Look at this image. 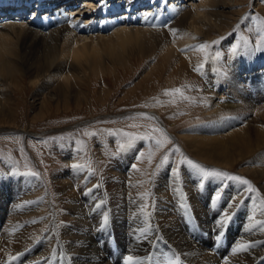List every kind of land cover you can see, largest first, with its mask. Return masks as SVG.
<instances>
[{"label": "bare ground", "instance_id": "6f19581e", "mask_svg": "<svg viewBox=\"0 0 264 264\" xmlns=\"http://www.w3.org/2000/svg\"><path fill=\"white\" fill-rule=\"evenodd\" d=\"M236 2L0 0V130L16 126L13 91L25 94V84L36 120L81 107L93 79L116 81L120 68L134 72L145 61V82L160 68L169 90L181 89L168 98L203 101L201 121L177 130L176 141L204 165L228 174L238 167L257 190L241 196V182L173 162L181 170L163 166L149 188L153 208H144V172L133 166L144 142L106 163L102 189L89 191L98 178L82 169L58 172L54 212L25 204L35 179L2 178L0 264H264V48L235 58ZM204 43L206 51L195 47Z\"/></svg>", "mask_w": 264, "mask_h": 264}, {"label": "rangeland", "instance_id": "374dc122", "mask_svg": "<svg viewBox=\"0 0 264 264\" xmlns=\"http://www.w3.org/2000/svg\"><path fill=\"white\" fill-rule=\"evenodd\" d=\"M236 1L232 3L235 10L230 12L237 13L233 18L238 19V22L231 29L229 36L235 37L237 49L235 58H241L244 50L257 49L258 45L259 49L264 48V2ZM34 11L33 9L30 14ZM43 11L42 15L46 10ZM225 38L219 40V45L226 40ZM146 65L145 61L142 62L135 67L134 72L122 73L124 70L120 68L121 73L116 76V81L112 76L107 75L99 81L93 79L94 84L87 87L90 90V100L81 107L70 105V109L54 110L50 116L36 120L32 119V108L29 106L32 87L28 84L23 85L25 94L22 95L19 91H13L17 99L19 115L14 128L0 130V180L12 176L22 184L21 180L35 179L39 186L35 184L33 192L36 193L32 198L26 199L25 204L33 203L35 205L32 208H49L51 211L50 208H58L60 195L55 183L57 173L62 169L67 167L82 169L86 171L85 179L98 178L90 191L98 190L99 186L102 189L106 163L122 154L125 147L130 146L129 144L140 146L144 142L146 145L139 150L133 166L136 167L135 171L138 167L144 172L141 178V181H144L143 184L141 183L142 186L144 185V188L142 187L144 191L142 188L140 190L146 196L147 204L144 208H153L149 204L151 202L149 188L153 183L157 184L164 165L170 163L171 171L172 169L180 171L179 167L173 168V162L181 166L187 164V160H192L209 173L220 170L210 164L204 165L197 161L188 150L184 149L181 141L175 139L177 130L189 129L201 121L204 115L201 109L203 101L197 100L192 96L193 93L190 96L184 95L186 99L184 96L183 99L178 98V100L168 98L166 95L173 94L174 91L169 90L171 87L166 80L168 79L166 71L159 68L151 81L145 82L142 71ZM197 75L199 80L206 83L202 74ZM147 87L151 88L150 92L146 91ZM101 89L104 90L102 94H100ZM200 90L199 87L196 92ZM169 102L176 103L175 106L178 108L175 106L174 108L173 105L165 106ZM171 110L173 112H169ZM22 130L28 132V135L22 133ZM124 132L133 133L135 138L129 139L122 135ZM146 136H154L164 143L157 147L155 140L145 139ZM177 148L179 151H176ZM64 150L70 153L71 157L68 161L65 160ZM165 156L168 157L167 162H164ZM77 165L79 167H76ZM31 173L36 175L33 176ZM229 174L247 179L246 174L244 175L238 167ZM29 185L31 186V183L27 184L28 188ZM33 186L32 184L31 187ZM101 203L100 206H103L104 202ZM138 207L142 208V205Z\"/></svg>", "mask_w": 264, "mask_h": 264}, {"label": "snow or ice", "instance_id": "6c2138e0", "mask_svg": "<svg viewBox=\"0 0 264 264\" xmlns=\"http://www.w3.org/2000/svg\"><path fill=\"white\" fill-rule=\"evenodd\" d=\"M164 2H165V0H162V3H164ZM262 2H264V0H262ZM166 26H167V25H165V27H166ZM195 47L198 48L200 51H206V50L208 49L209 45H208L207 43H204V44H200V45L195 46ZM259 47H260V46L258 45V46H257V49H252V51L259 50ZM232 51H233V52H236L237 49H236V48H233ZM200 67H203V65H201ZM197 71H199V68L197 69ZM173 91L176 92V93H180V92H181V89L177 88V89H175V90H173ZM186 98H187V97H185V99H186ZM156 131H159V130H156ZM93 135H95V134L93 133ZM122 135H124V136H126V137H129V139H133V138H135L133 133L124 132V133H122ZM144 138H145V139H154V140H155V146H157V147L161 146V145L164 143V142L161 141L160 139H156L154 136H146V137H144ZM176 151H179V148H177ZM167 160H168V157L165 156V157H164V162H167ZM186 163L189 164V165H191L194 169H196L199 173H201V174H203V175H215V176L219 177L222 181L225 180V179H227V180H237V181H240L241 184L244 186V188H242V189L240 190V192L238 193V195H241V196H242V195H243V192H244L245 190H246L247 192H256V191H257L254 187H252L250 181H248L246 178H241V177L236 176V175H230V174H228L227 172L220 171V170H215V171L209 173L208 171H206V169L202 168V167L200 166V164H198V163H193L192 160H187ZM76 167H79V166L77 165ZM31 175L35 176L36 173H31ZM89 191H90V190H89ZM218 198H219V197H218ZM232 203H233V202H230V205H231ZM228 218H229V216L226 214V215H225V219H228ZM223 223H224V221H221V224H223ZM249 247H252V245H247V246H245V245H241V246H239V248H238L237 250H240V249L247 250V248H249ZM132 259H133V258H132L131 256L128 257V260H129L130 262L132 261ZM170 264H171V262H170Z\"/></svg>", "mask_w": 264, "mask_h": 264}]
</instances>
